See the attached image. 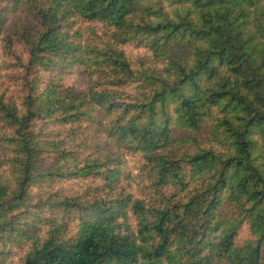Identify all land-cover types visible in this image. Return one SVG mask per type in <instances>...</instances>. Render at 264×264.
<instances>
[{"label": "trees", "instance_id": "1", "mask_svg": "<svg viewBox=\"0 0 264 264\" xmlns=\"http://www.w3.org/2000/svg\"><path fill=\"white\" fill-rule=\"evenodd\" d=\"M0 264H264V0H0Z\"/></svg>", "mask_w": 264, "mask_h": 264}, {"label": "rangeland", "instance_id": "2", "mask_svg": "<svg viewBox=\"0 0 264 264\" xmlns=\"http://www.w3.org/2000/svg\"><path fill=\"white\" fill-rule=\"evenodd\" d=\"M132 50L134 51V49ZM44 77L47 76L45 75ZM62 81L64 83L73 85L78 89H83L86 85V80L78 71H72L68 73L66 72ZM123 158L126 171L130 170L132 172L131 177L128 179V187L130 188L131 186V188L136 191L138 189V185H141V182L144 181V178L148 177L150 173L146 165L142 164V162L139 160L138 155H132L130 153L125 152ZM136 163H138V167H135ZM89 182L91 181L85 178H78L74 181L72 180L70 182L64 183V186L67 188L68 191L78 190L83 188V186H85Z\"/></svg>", "mask_w": 264, "mask_h": 264}]
</instances>
